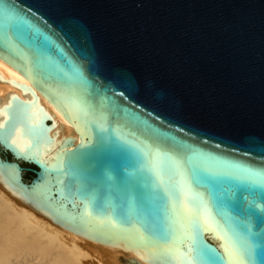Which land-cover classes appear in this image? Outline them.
Masks as SVG:
<instances>
[{
  "label": "water",
  "instance_id": "obj_1",
  "mask_svg": "<svg viewBox=\"0 0 264 264\" xmlns=\"http://www.w3.org/2000/svg\"><path fill=\"white\" fill-rule=\"evenodd\" d=\"M0 184L58 227L190 264L264 244V0H0ZM28 174L33 177L27 180ZM248 264H260L257 256Z\"/></svg>",
  "mask_w": 264,
  "mask_h": 264
},
{
  "label": "bare ground",
  "instance_id": "obj_2",
  "mask_svg": "<svg viewBox=\"0 0 264 264\" xmlns=\"http://www.w3.org/2000/svg\"><path fill=\"white\" fill-rule=\"evenodd\" d=\"M0 75L31 87L39 105L57 125L55 140L72 137L79 142L75 129L19 72L0 59ZM14 93L25 101L22 92L0 83V97ZM0 264H148L129 251L104 246L53 224L23 204L0 184Z\"/></svg>",
  "mask_w": 264,
  "mask_h": 264
},
{
  "label": "snow or ice",
  "instance_id": "obj_3",
  "mask_svg": "<svg viewBox=\"0 0 264 264\" xmlns=\"http://www.w3.org/2000/svg\"><path fill=\"white\" fill-rule=\"evenodd\" d=\"M200 211L201 204L193 202V213L182 223V232L189 241V247L193 253V256H189L190 264H197L194 258L197 253L201 256L209 255V253L197 243V236L200 228ZM261 223H264V217H261ZM234 255L236 256L235 264H248L249 260H253L257 256L260 258V264H264V244H261L259 246V251H257L255 240L250 239L238 252L234 253Z\"/></svg>",
  "mask_w": 264,
  "mask_h": 264
},
{
  "label": "trees",
  "instance_id": "obj_4",
  "mask_svg": "<svg viewBox=\"0 0 264 264\" xmlns=\"http://www.w3.org/2000/svg\"><path fill=\"white\" fill-rule=\"evenodd\" d=\"M33 176L31 175V174H28V176H27V180H31V178H32Z\"/></svg>",
  "mask_w": 264,
  "mask_h": 264
}]
</instances>
